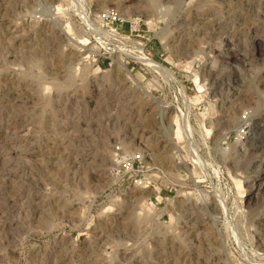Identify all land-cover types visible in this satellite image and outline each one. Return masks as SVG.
Instances as JSON below:
<instances>
[{
	"label": "rangeland",
	"instance_id": "374dc122",
	"mask_svg": "<svg viewBox=\"0 0 264 264\" xmlns=\"http://www.w3.org/2000/svg\"><path fill=\"white\" fill-rule=\"evenodd\" d=\"M259 133L264 0H0V264H264Z\"/></svg>",
	"mask_w": 264,
	"mask_h": 264
},
{
	"label": "bare ground",
	"instance_id": "6f19581e",
	"mask_svg": "<svg viewBox=\"0 0 264 264\" xmlns=\"http://www.w3.org/2000/svg\"><path fill=\"white\" fill-rule=\"evenodd\" d=\"M128 2H131V0H126V3H128ZM67 31H68V29H67ZM67 31H66V32H67ZM77 38H78V37H77ZM84 41H85V38H83V37H79L77 43L80 44V45H82V44L84 43ZM84 55H85V53H84ZM163 68H164V67H163ZM167 74H168V73H167ZM228 85H229V84H228ZM255 124H256V123H255ZM259 124H260V123H259ZM256 125H258V124H256ZM258 126H259V125H258ZM254 135H255V134H254ZM177 137H178V136H177ZM255 137H256V136H255ZM254 139H255V138H254ZM256 139H257L256 141H258V142H256V143H261V142L264 140V133H263V134H262V133H259L258 136L256 137ZM263 142H264V141H263ZM260 170H261V169L258 170L259 173H260L261 171H263L264 168H263V170H261V171H260ZM261 174H263V172H262ZM261 174H260V175H261ZM237 185H239V183H238ZM262 244H263V243H262ZM262 244H261V245H262ZM263 248H264V247H263Z\"/></svg>",
	"mask_w": 264,
	"mask_h": 264
}]
</instances>
